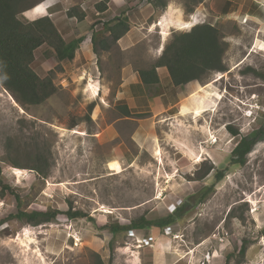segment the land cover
<instances>
[{
	"label": "rangeland",
	"instance_id": "obj_1",
	"mask_svg": "<svg viewBox=\"0 0 264 264\" xmlns=\"http://www.w3.org/2000/svg\"><path fill=\"white\" fill-rule=\"evenodd\" d=\"M183 1H172L171 8L181 9L188 20ZM200 8L204 19L198 23L216 27L228 46L223 56L226 71L210 73L198 82L202 87L179 102V113L186 115L182 119L160 116L147 120L150 114L144 110H133L140 117L122 118L116 106L123 103L115 101L118 66L129 62L136 69L150 67L155 60L147 52L159 56L172 33L189 31L193 21L183 22L191 25L190 29L175 27L162 33L166 42L159 51L156 33L127 57L114 49L106 70H93L91 80L90 70H78L72 62H64L63 71L53 77L57 92L39 106L22 108L0 86L1 181L10 188L0 197V220L16 213L14 195L22 199L21 209L56 208L60 212L52 224L31 227L10 220L2 225L0 264H96L98 260L106 264L129 258L138 251L137 240L144 236L133 231L113 237L103 226L128 225L140 216L155 220L183 204L188 213L174 227L181 245L224 229L228 246H217L231 255L228 264H235L242 241L248 243V260L243 264H264V238L260 235L264 211L259 209L264 206V191H259L257 199L251 197L264 183V136L244 166L231 165L229 160L240 138L258 130L264 134V44L258 46L264 40V30L257 33L250 20L241 25V15L249 10L246 4L241 11L233 8L224 14V0H202L193 6V13ZM168 15L171 13L164 17ZM45 50L42 46L35 51L32 64L40 78L56 66L53 58L44 57ZM94 81H100L101 88L94 86ZM90 82L95 97L94 89L92 93L87 90ZM175 113L173 108L163 115ZM74 122L77 126L71 128ZM227 127L238 136L233 137ZM136 131L138 140L134 139ZM155 148H159V156H155ZM37 153L45 156L46 178L29 169ZM211 166L213 170L205 179L197 180ZM218 172L223 176L215 181ZM207 184L213 190L199 203L196 194ZM69 207L87 217L68 220L65 213Z\"/></svg>",
	"mask_w": 264,
	"mask_h": 264
},
{
	"label": "trees",
	"instance_id": "obj_2",
	"mask_svg": "<svg viewBox=\"0 0 264 264\" xmlns=\"http://www.w3.org/2000/svg\"><path fill=\"white\" fill-rule=\"evenodd\" d=\"M45 0H0V86L11 94L14 100L22 107H36L43 104L52 97L57 88L54 85L53 77L55 72H62L64 62H72L75 57V51L82 41L80 38L66 42L58 33L52 21L46 16L29 21L22 17L25 11H28ZM153 9L160 13L168 3V0H147ZM202 0H184L183 7L186 15L193 13V6L201 3ZM98 11L103 9L98 8ZM68 17H77L82 21L83 14H78L73 10L67 12ZM129 31V23L126 19H115L105 26L91 38L93 53L98 55V48L102 51L110 49L116 45L118 39ZM220 31L207 23L193 26L187 32H173L171 39L165 45L158 59L148 68L137 69V75L140 85L150 87L159 83L156 69L165 67L168 73L170 84L173 87H180L192 81L203 82L210 73H223L226 71L223 63V56L227 50V44L222 40ZM46 46L47 50L43 52L47 59L53 58L56 66L48 72V75L40 78L32 69L34 62V53L40 47ZM251 71V69H249ZM253 72V71H252ZM197 86L195 89H198ZM94 104H90L88 115L92 112ZM122 118H136L141 114L128 109L125 104L116 106ZM89 119V116H88ZM77 126L74 122L70 127ZM228 132L237 137L238 133L231 127H227ZM264 134L258 130L252 135L240 138L230 152L229 160L231 165L244 166L247 156L252 152L253 147L262 140ZM43 153H37L35 164L32 170L40 178H46L49 170L45 163ZM12 165L18 166L13 163ZM213 170V167L207 168L205 174L198 177L197 180H203ZM222 173L215 175V181L222 179ZM8 186H4L1 181L0 169V197H3ZM213 190V186L208 184L201 188L197 202L205 200L206 196ZM17 211L15 214L8 215L0 220V227L10 220L18 221L26 226L37 227L44 224H52L60 214L56 208H47L45 211H28L21 209L22 199L14 195ZM192 199V198H191ZM188 213L185 205H180L164 217L155 220L146 219L140 216L129 222L128 225L105 224L102 229L108 230L114 237L118 233H128L132 231H161L166 227H171L180 221ZM68 220H74L87 217L81 211L73 210L69 207L65 213ZM231 218L237 219L232 216ZM239 219V218H238ZM264 238V227L260 231ZM248 243L242 241L237 250V260L235 264H243L247 252ZM111 247V244H110ZM231 255L226 256L228 264ZM96 264H104L100 260Z\"/></svg>",
	"mask_w": 264,
	"mask_h": 264
},
{
	"label": "crops",
	"instance_id": "obj_3",
	"mask_svg": "<svg viewBox=\"0 0 264 264\" xmlns=\"http://www.w3.org/2000/svg\"><path fill=\"white\" fill-rule=\"evenodd\" d=\"M172 1L174 0H169L168 8H171ZM245 4L249 6V10L241 15L240 18L247 16L251 24L254 25L255 30H258L257 33L264 30V0H244L241 4H237L234 0H224L223 12L224 14H229L233 8L241 11ZM97 7L103 9V11H98ZM168 8H166L164 13H157L147 0H45L32 9L25 11L22 17L33 21L47 16L64 41L69 42L80 38L82 41L75 51L72 64L73 66H77L78 70H90L89 78L91 80L93 70H106V66L110 63L109 60H112V52L114 49L116 51L118 50L117 52L121 55L125 54V57H127L126 55L130 54V51L141 42H147L148 44L151 33H156L159 37L157 46V50L159 51L161 43L164 45L166 42V38L163 40L161 36L162 33L165 31L169 33L176 30L175 27H178L181 22L191 23L193 21L194 24L192 25L195 26L199 24L198 20L204 19L201 8L196 9L188 20L183 18L181 9H177L176 7ZM70 10L78 14H83V20L78 21L76 19L77 17H68L67 12ZM166 12L171 13V15L164 17ZM173 12L176 14L172 15ZM120 18L128 21L129 31L118 39L116 45L110 49L101 51L97 46L98 55L94 54L91 43L92 36L100 32L103 26L109 22ZM149 19L152 20L147 22ZM161 49L163 50V47ZM147 53L153 60L158 59L161 55L153 56L150 54L152 52ZM118 70H120V82L116 89L115 101L125 104L130 110H144L143 112L150 114L147 120L160 116L169 117L170 119H182L186 115L179 113V102L185 96H189L194 92L197 86L202 87L197 81H192L180 87H173L170 84L165 67H158L156 69L159 83L150 87L140 85V80L136 72L137 69L133 67L132 63L120 64ZM97 82L94 81L101 88L100 81ZM173 108L177 110V113L170 116L163 115ZM138 138L139 134L136 131L134 133V139L138 140ZM258 188L260 189L257 190ZM262 190H264V183L258 185L251 192V197L257 199V195ZM259 209H262V213L264 206H259ZM257 216L261 222V215L259 214ZM177 224L175 223L171 226L174 235L180 234L174 231V227ZM138 232L144 237L152 236L154 238L152 246L136 251L129 258L120 260L113 259L110 263L107 262L106 264H178L180 262H184L185 264H198V261L201 259L200 256L202 257L204 255L202 252L205 250V253L214 252V256H216L212 258L210 264H223V258L228 255L223 253L221 248H218L217 241L213 240L210 237L211 235L196 243L181 245L180 243L182 242L180 240L177 241L171 237H165L158 230ZM225 245L228 246V244ZM182 246L186 249H177L182 248ZM245 260H248V251L246 252Z\"/></svg>",
	"mask_w": 264,
	"mask_h": 264
},
{
	"label": "built area",
	"instance_id": "obj_4",
	"mask_svg": "<svg viewBox=\"0 0 264 264\" xmlns=\"http://www.w3.org/2000/svg\"><path fill=\"white\" fill-rule=\"evenodd\" d=\"M264 8V7H263ZM249 21V19L247 18V16H243L241 19V25H246V23ZM205 23V22H202ZM201 23V24H202ZM262 42L264 44V40L263 41H259ZM256 40H254L253 42V46H255ZM252 46V47H253ZM264 191V190H263ZM133 232V231H132ZM130 233V232H128ZM161 235L165 236V237H171L174 240H178L179 235H174L173 231L171 229V227H166L162 230ZM211 238L215 241H217L219 246H223L225 244V242H227L228 239V233L226 231H224V229L221 232H218L217 234L213 233ZM153 237L152 236H147V237H140L137 240V244L135 245V249L139 250L142 248H146V247H151L152 243H153ZM214 256V252L212 253H205L204 255H202L201 260L198 261V264H210L211 263V259Z\"/></svg>",
	"mask_w": 264,
	"mask_h": 264
},
{
	"label": "bare ground",
	"instance_id": "obj_5",
	"mask_svg": "<svg viewBox=\"0 0 264 264\" xmlns=\"http://www.w3.org/2000/svg\"><path fill=\"white\" fill-rule=\"evenodd\" d=\"M38 10V9H37ZM181 22V21H180ZM182 23V22H181ZM180 23V25L178 26V29H181V30H186V29H190V27H191V25H187V24H185L184 25V23H182L181 24ZM193 26V25H192ZM81 28H82V26H81ZM166 34H164V36H165ZM262 42H259V45L258 46H260V44H261ZM257 44V43H256ZM89 82V81H88ZM94 86H95V83L93 84ZM93 85L91 84V82H90V85L89 86H87L88 87V91H92L94 88H93ZM97 90V89H96ZM99 90V89H98ZM95 91V89L93 90V97H95V95H96V93L94 92ZM92 93V92H91ZM154 154H155V156H159L160 155V151H159V148H155L154 149ZM25 235H27V232L25 231Z\"/></svg>",
	"mask_w": 264,
	"mask_h": 264
}]
</instances>
